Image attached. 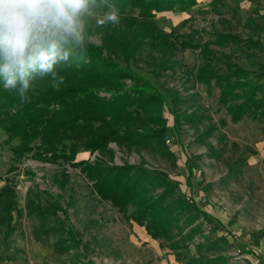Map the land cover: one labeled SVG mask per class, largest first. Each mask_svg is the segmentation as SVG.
Returning <instances> with one entry per match:
<instances>
[{"label": "trees", "instance_id": "obj_1", "mask_svg": "<svg viewBox=\"0 0 264 264\" xmlns=\"http://www.w3.org/2000/svg\"><path fill=\"white\" fill-rule=\"evenodd\" d=\"M93 1L83 15L104 21L108 12L116 11L121 22L117 37L113 29L96 27L94 31H105L103 45H89L87 49L73 42L70 36L58 34L50 41L57 48L52 69L26 70L23 79L29 86L23 94L19 76L14 88H6L0 77V131L6 134L8 144L18 142L12 147L14 151L24 156L36 150L40 157L49 156L55 162L60 160L75 166L81 152L98 151L101 156L109 155L113 163L115 152L110 144H115L120 151L128 153L159 150L175 166V156L166 137L174 132L180 139L186 126L195 131L196 140L205 144L210 154L219 156L218 147L208 138L219 132L222 142L226 136L221 128L227 125L226 120L215 123L203 113L204 107L195 95L187 98L169 87V82L178 78L208 89L217 87L218 103L228 110L234 122L246 117L264 124V83L261 82L264 69L257 77H251L242 62H236L246 55L238 54L244 52L246 45L239 46L238 35L222 31L204 42L192 30L180 33L179 28L186 26L187 20L170 32L158 25L155 12L190 13L198 0ZM222 1L213 2L215 13H221L218 4ZM222 22L228 21L222 19ZM252 31L256 37L257 30ZM67 47L73 52L69 51L70 59L64 57ZM226 48L230 51L226 52ZM186 50L200 52L203 62L197 69H184L179 62L178 54ZM137 63L140 65L133 69L132 64ZM128 82L132 83L131 87ZM194 100L196 103L184 108ZM166 113L173 118L172 126L168 125ZM245 161L239 152L238 158L228 163L229 174L238 176ZM112 163H79L87 165L103 199L113 203L119 212H129L127 218L145 227L153 239L171 249L179 262L228 263L223 256L210 257L228 242L223 233L215 236L223 226L212 224L213 219L181 192L179 183L167 171L150 168L145 163L123 166ZM197 166L189 158V186ZM207 222L212 225L206 231Z\"/></svg>", "mask_w": 264, "mask_h": 264}, {"label": "rangeland", "instance_id": "obj_2", "mask_svg": "<svg viewBox=\"0 0 264 264\" xmlns=\"http://www.w3.org/2000/svg\"><path fill=\"white\" fill-rule=\"evenodd\" d=\"M214 1L198 0L190 13L155 12V17L166 32L187 20L186 26L179 28L180 33L192 30L204 42L222 31L238 35L239 46L243 48L246 44L250 48L244 45V52L238 54L246 55L236 62H242L251 77H257L264 69V0H223L218 4L221 13L213 11ZM93 2L88 0L87 5ZM83 14L76 18L71 32L59 34L70 36L73 42L87 49L89 45H103L105 31H94L96 27L113 29L114 36H118L120 21L104 24L101 18L95 21ZM252 30H257L256 37ZM69 51L73 54L67 47L65 59L71 58ZM225 51L229 52L230 48ZM178 59L184 69H197L203 62L200 52L194 50L180 52ZM138 65L132 64V68ZM168 75L171 76L170 71ZM164 81L165 78L161 84ZM131 86L128 82V87ZM169 87L187 98L195 95L204 107L203 113L215 123L226 120L227 125L221 128L225 139L219 142V132L208 138L218 147L219 156L210 154L205 144L196 140L195 131L185 126L181 142L174 132L166 137L171 151H175V166L159 150L128 153L120 151L115 144H110L115 152L113 163L109 155L101 156L98 151L81 152L73 166L69 162L50 160L49 156L40 157L36 150L22 156L12 149L18 142L8 144L6 134L0 131V264H185L176 259L171 249L163 247L160 240L153 239L145 227L130 221L129 212L121 213L113 203L103 199L87 165L79 163L90 161L105 165L108 162L120 166L145 163L150 168L167 171L172 180L185 184L187 155L201 167L192 177L195 199L203 210L223 219V237L228 241L210 257L223 256L227 264H264V124L246 117L234 122L228 110L219 105V89L214 85L208 89L178 78L172 79ZM185 88L190 91L186 93ZM168 117V125H172L173 119ZM239 152L246 161L238 176L229 175L228 163L236 160ZM206 184H212L209 193L203 192ZM211 223L204 224L205 230L218 224Z\"/></svg>", "mask_w": 264, "mask_h": 264}, {"label": "clouds", "instance_id": "obj_3", "mask_svg": "<svg viewBox=\"0 0 264 264\" xmlns=\"http://www.w3.org/2000/svg\"><path fill=\"white\" fill-rule=\"evenodd\" d=\"M88 0H0V77L6 88L21 84L26 70L50 71L57 59V48L50 41L61 32H71L76 18ZM116 11L108 12L103 22L119 23ZM64 58V57H61Z\"/></svg>", "mask_w": 264, "mask_h": 264}, {"label": "crops", "instance_id": "obj_4", "mask_svg": "<svg viewBox=\"0 0 264 264\" xmlns=\"http://www.w3.org/2000/svg\"><path fill=\"white\" fill-rule=\"evenodd\" d=\"M169 116V115H168ZM167 116V118L169 119V117ZM173 119V118H172ZM172 125H173V123H172ZM172 125H169V126H172ZM177 139H178V141H180L181 142V139H182V137L179 139L178 137H177ZM214 145V144H213ZM215 146V145H214ZM174 148V147H173ZM206 148L208 149V147L206 146ZM210 152V151H209ZM173 154H174V156H175V151L173 152ZM186 156V155H185ZM187 157H189V158H191L189 155H187ZM175 159H176V156H175ZM199 165V164H198ZM200 165L199 166H197L196 168H195V170H194V173H193V175L195 174V172L196 171H198V170H200ZM227 168H228V166H227ZM188 176H187V179L189 178V167H188ZM228 173H229V168H228ZM193 175H192V177H193ZM229 175H231V174H229ZM192 177H191V182H192ZM176 182H178V181H176ZM179 183V188H180V190H181V192L188 198V199H190L191 201H193L196 205H197V207L202 211V212H204L205 214H207L208 216H210L212 219H213V221H216L218 224H217V226H219V225H222L223 226V229L222 230H220V231H218L217 233H224V224L222 223L223 222V219L221 218V217H219V216H213L211 213H209L208 211H207V209L206 210H203L199 205H198V202H197V200L195 199V191H194V185H193V183H192V185L191 186H189L188 185V183H187V180H186V183L185 184H182L181 182H178ZM188 189V190H187ZM212 189V184H206L204 187H203V192L204 193H209L210 192V190ZM235 215H238V213H236ZM215 219V220H214ZM233 223L236 225V218H234L233 219ZM226 233V232H225Z\"/></svg>", "mask_w": 264, "mask_h": 264}]
</instances>
